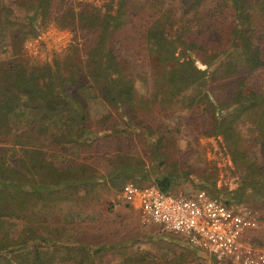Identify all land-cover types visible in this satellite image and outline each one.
I'll return each instance as SVG.
<instances>
[{
    "label": "trees",
    "instance_id": "trees-1",
    "mask_svg": "<svg viewBox=\"0 0 264 264\" xmlns=\"http://www.w3.org/2000/svg\"><path fill=\"white\" fill-rule=\"evenodd\" d=\"M175 1L117 0L113 12L76 13L64 8L66 0H0L3 40L6 31L13 35L0 51L13 53L0 60V264H111L108 254L122 255L124 242L69 236L63 224L46 220L57 203L92 202L107 183L120 189L139 176L171 192L189 178L193 166L178 152L171 131L160 129L156 137L143 118L153 107L188 109L200 132L222 134L235 162H249L247 177L259 186L255 194L264 196V159L249 155L241 133L243 127L250 131L248 141L264 158V94L247 76L264 68V0ZM143 5L155 10L139 17L153 59L148 97L138 95L123 55L130 41L123 33L126 17ZM38 19L86 31L83 58H67L54 69L25 63L20 46L37 34ZM93 96L110 112L93 118ZM74 147L82 156L55 160V152ZM101 147L109 150L105 173L90 160ZM246 194L243 189L237 198ZM117 264L178 263L129 253Z\"/></svg>",
    "mask_w": 264,
    "mask_h": 264
},
{
    "label": "rangeland",
    "instance_id": "rangeland-1",
    "mask_svg": "<svg viewBox=\"0 0 264 264\" xmlns=\"http://www.w3.org/2000/svg\"><path fill=\"white\" fill-rule=\"evenodd\" d=\"M4 1L9 4L16 0ZM165 2L177 4L175 0H165ZM143 6L144 9L139 13L126 17V28L123 29V33L129 35L130 41L123 55L131 71L136 75L135 86L138 95L148 97L152 89L153 59L145 50L142 35L144 31L139 17L140 15L148 17L155 10L153 8L149 10L147 5ZM67 7L76 13L84 8H95L101 11L110 9L113 12L117 8V0H66L64 8ZM55 13H61V11ZM37 24V34L29 35L20 46V57L25 63L32 67L49 64L54 69L67 58L71 60L83 58L82 49L86 40V31L71 30L54 20L42 24L38 19ZM4 33L5 30L0 32V51L5 48V40L8 43L13 40V35L7 31L3 40ZM12 57L13 53L10 50L0 52V60L9 61ZM196 63L199 67L205 68L201 61L197 60ZM247 76L250 86L264 94V68ZM90 106L92 117L95 119L110 112V108L99 96L90 98ZM143 118L152 126L156 137H160L162 133L160 129L171 131L169 135L174 137L178 152L185 154L187 163L193 166V172L189 178L180 180V184L171 192L174 195L179 193L189 195L204 190L214 197L232 201L259 222V227L250 231L249 238L256 246L264 249V196L255 194L259 186L251 185L247 177L248 172L251 171L249 162L239 163V165L235 162L232 151L222 134H206L205 130L200 132L198 122H193L194 115L188 109L153 107L144 113ZM241 133L247 140H244L243 145L249 148V155L259 157V161H263L264 158L261 157L258 148L248 141L252 137L250 131L243 127ZM4 148L5 145L0 143V151ZM108 151L107 147H101L90 159L104 173L108 170L105 162ZM141 154L144 155V153ZM80 155L82 156L81 151L74 147L64 155L55 152L54 157L61 162L65 157H80ZM130 180L141 184L148 183L140 180L139 176L131 177ZM203 183L206 184L202 185ZM122 186L119 189L118 186H109L107 183L99 187V191L95 192L96 198L92 202L57 203L52 207L46 223L54 226L60 222L69 230L67 232L69 236H99L103 242L126 243L122 248V255L118 258L111 257V253L108 254L106 262L108 260L110 263L112 260L111 264H117L129 253L137 256L146 255L149 261L158 263L175 260L178 264H226L192 247L182 236L146 221L137 208L124 203L119 198ZM243 189H246L247 194L238 199V194Z\"/></svg>",
    "mask_w": 264,
    "mask_h": 264
},
{
    "label": "built area",
    "instance_id": "built-area-1",
    "mask_svg": "<svg viewBox=\"0 0 264 264\" xmlns=\"http://www.w3.org/2000/svg\"><path fill=\"white\" fill-rule=\"evenodd\" d=\"M119 198L137 208L146 221L182 236L193 247L226 264H264V249L249 233L259 222L234 203L204 190L194 194L165 192L129 181Z\"/></svg>",
    "mask_w": 264,
    "mask_h": 264
},
{
    "label": "crops",
    "instance_id": "crops-1",
    "mask_svg": "<svg viewBox=\"0 0 264 264\" xmlns=\"http://www.w3.org/2000/svg\"><path fill=\"white\" fill-rule=\"evenodd\" d=\"M193 247V246H192Z\"/></svg>",
    "mask_w": 264,
    "mask_h": 264
}]
</instances>
